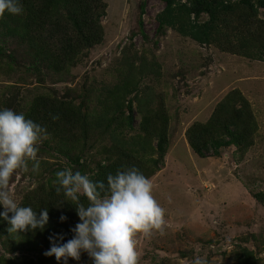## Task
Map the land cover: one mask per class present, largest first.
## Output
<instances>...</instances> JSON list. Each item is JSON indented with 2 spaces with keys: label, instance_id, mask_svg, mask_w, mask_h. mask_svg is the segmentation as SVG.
<instances>
[{
  "label": "rangeland",
  "instance_id": "obj_1",
  "mask_svg": "<svg viewBox=\"0 0 264 264\" xmlns=\"http://www.w3.org/2000/svg\"><path fill=\"white\" fill-rule=\"evenodd\" d=\"M104 1L102 43L71 71L68 83L53 84L49 80L39 88L59 95H63L65 87L76 95L84 83L91 88L95 84L114 90L138 72L124 67L123 53L135 54L139 62L147 59V74L151 77L144 80L142 92L150 89L152 101H156H150L147 109L162 105L168 117L167 152L156 167L151 164L150 170L153 195L165 210L166 227L163 236L153 233L150 238L139 239V264H192L197 256L204 257L207 264H264V207L254 198L257 193L264 197V59H248L213 45L201 46L171 29L157 34L155 17L164 8L161 0ZM258 18L264 21V9L258 10ZM207 19L208 15L200 14L197 23ZM139 22L144 35L140 34ZM234 27L229 44L237 53L242 35L236 24ZM4 45L9 52L11 46ZM19 75L17 80L15 73L0 71V106L24 112L27 105L18 104L16 96H23L21 88L28 89L25 96H30L37 84L33 77L27 75L24 82L25 76ZM230 93L232 98L225 106L238 111L241 99L249 104L256 124L254 146L244 155L229 147L220 149L218 157L197 156L187 144L186 130L194 123H205ZM141 104L146 106L145 102ZM139 110L137 102L132 103V127L136 131L141 123ZM128 115L126 112L125 117ZM136 131L130 133L135 135ZM51 138L54 137L39 146L38 182L33 179L31 163L28 171L18 170L10 179L11 192L20 205L26 195L31 202H39L43 195L38 183L47 168L53 171L69 166L55 150L60 148L57 140ZM100 143L87 150L92 160L101 158ZM147 152L151 158L156 157ZM5 225L0 221V227L5 229ZM16 242L17 237H8L0 230V264H63L54 256H46L48 249L26 252ZM68 264L93 262L82 252L78 261L69 258Z\"/></svg>",
  "mask_w": 264,
  "mask_h": 264
},
{
  "label": "trees",
  "instance_id": "obj_2",
  "mask_svg": "<svg viewBox=\"0 0 264 264\" xmlns=\"http://www.w3.org/2000/svg\"><path fill=\"white\" fill-rule=\"evenodd\" d=\"M161 1L164 8L155 17L157 34L171 29L201 46L213 45L223 52L248 59H264V21L258 18V10L264 9V0ZM19 2L23 7L22 14L5 13L0 18V71L15 73L17 80L21 73L26 78L24 82H27L29 75L37 85L30 96H25L28 89L21 88L24 100L16 96L18 104L26 103L24 112L6 106L7 109L23 113L26 118L45 127L48 137H54L60 145V148H55L58 156L68 161L67 167H75L73 172L88 174L93 181H103L105 185L109 174L114 175L117 170L128 167H135L150 178L151 164L156 167L167 152L168 117L162 105L147 109L154 98L150 96V89L142 92L144 80L151 77L147 74L146 58L139 62L135 54L123 53L124 67L138 72L137 75H130L122 84L120 82L114 90L95 84L91 88L84 83L76 95L68 87L63 90V95H59L57 91L50 89L43 92L39 88L49 80L53 84L68 83L71 71L80 65L91 49L102 43L104 31L101 20L106 16L105 1ZM200 14L208 15L207 21L197 23ZM192 15L194 19H191ZM235 24L242 35L237 53H234L235 47L229 44ZM139 26L140 34L144 35L141 22ZM6 43L11 46L9 52L3 46ZM235 93L232 91V94ZM232 94L216 105L205 123H194L186 130L187 144L197 156L205 158L207 154H213V157H218L220 149L229 147L244 155L254 146L256 124L249 104L241 99L242 106L239 104L241 110L238 111L225 106ZM141 96L147 98L141 99ZM134 102H137L141 115L140 130L137 131L132 127ZM143 102L146 106L141 104ZM152 102L154 104L156 101ZM126 112L129 113L128 117H125ZM53 116H59V119L53 120ZM122 116L124 119L121 120ZM131 131H136L135 135ZM98 141L101 142L98 146L101 158L92 160L87 150ZM147 151L157 158H151ZM90 164H93V168ZM57 171L60 169L52 171V168H47L44 174L41 173L44 179H39L41 182L38 185L43 196L39 202H31L28 195L22 201L21 206H30L37 213L44 208L48 210V222L42 231L24 232L19 236L11 234L18 238V247L23 246L26 252H38L43 248L49 250L50 238H53L52 242H67L74 235L71 229L79 223L75 205L59 204L64 199L63 193H57V184L52 185ZM39 175V171L34 172L33 179L37 181ZM254 198L264 207V197L260 193L254 194ZM81 203L85 206L88 203L83 196ZM61 216L66 218L63 222L60 221ZM5 226L0 230L10 237L8 225ZM61 236L63 240H59Z\"/></svg>",
  "mask_w": 264,
  "mask_h": 264
},
{
  "label": "clouds",
  "instance_id": "obj_3",
  "mask_svg": "<svg viewBox=\"0 0 264 264\" xmlns=\"http://www.w3.org/2000/svg\"><path fill=\"white\" fill-rule=\"evenodd\" d=\"M22 12L19 0H0V18L5 13ZM46 139L45 127L23 113L0 108V221L7 223L9 235L42 231L47 225V208L37 213L30 206H21L10 189V179L18 170L28 171L29 163L33 172L39 169V146ZM55 177L56 191L64 196L59 204L75 205L79 223L71 229L74 235L67 242H52L50 238L46 256L68 264L69 258L78 261L81 253L86 252L93 264H139V239L150 238L153 233L165 234V210L153 195L151 179L137 168L109 174L106 185L93 181L88 174L73 172L71 167L57 171ZM81 196L87 200V206L81 203ZM65 219L60 217L61 222ZM192 264L207 262L197 256Z\"/></svg>",
  "mask_w": 264,
  "mask_h": 264
},
{
  "label": "built area",
  "instance_id": "obj_4",
  "mask_svg": "<svg viewBox=\"0 0 264 264\" xmlns=\"http://www.w3.org/2000/svg\"><path fill=\"white\" fill-rule=\"evenodd\" d=\"M194 16H192V19H193Z\"/></svg>",
  "mask_w": 264,
  "mask_h": 264
}]
</instances>
